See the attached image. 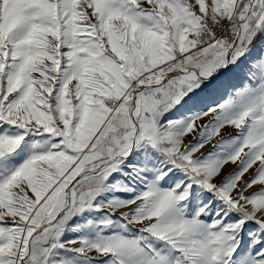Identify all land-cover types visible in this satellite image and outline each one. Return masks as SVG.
<instances>
[{"label":"snow or ice","instance_id":"snow-or-ice-1","mask_svg":"<svg viewBox=\"0 0 264 264\" xmlns=\"http://www.w3.org/2000/svg\"><path fill=\"white\" fill-rule=\"evenodd\" d=\"M0 264H264V0H0Z\"/></svg>","mask_w":264,"mask_h":264},{"label":"rangeland","instance_id":"rangeland-1","mask_svg":"<svg viewBox=\"0 0 264 264\" xmlns=\"http://www.w3.org/2000/svg\"><path fill=\"white\" fill-rule=\"evenodd\" d=\"M228 133L225 132L224 135H227ZM209 149L205 148L203 151L207 152ZM234 165H227L224 169V174H227L228 172H231L234 169ZM247 178V177H246ZM256 189H252L251 191H255Z\"/></svg>","mask_w":264,"mask_h":264}]
</instances>
